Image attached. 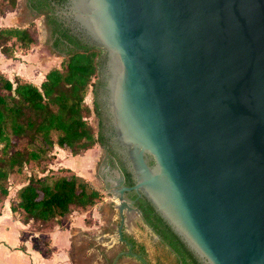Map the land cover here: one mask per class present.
<instances>
[{"label":"water","instance_id":"1","mask_svg":"<svg viewBox=\"0 0 264 264\" xmlns=\"http://www.w3.org/2000/svg\"><path fill=\"white\" fill-rule=\"evenodd\" d=\"M102 48L101 133L121 254L143 196L201 264H264V0H44Z\"/></svg>","mask_w":264,"mask_h":264},{"label":"trees","instance_id":"2","mask_svg":"<svg viewBox=\"0 0 264 264\" xmlns=\"http://www.w3.org/2000/svg\"><path fill=\"white\" fill-rule=\"evenodd\" d=\"M16 3L0 0V13ZM27 3L34 17H43L49 26L51 46L62 59L60 66L48 70L39 84L19 75L10 79L0 71V202L9 194L11 175L24 177L26 182L10 199V208L22 222L44 233L73 210H87L103 197L99 188L71 168H49L55 145L72 154L83 153L97 143L104 151L111 150L102 137L96 98L92 105L85 100L90 85L96 94L102 48L73 36L44 0ZM38 40L35 19L23 26H0V52L6 57H15L19 50L25 53ZM92 113L98 118L97 132L88 120ZM114 164L110 159L113 170ZM136 206L181 264H201L143 196L136 200ZM43 241L50 247L49 238Z\"/></svg>","mask_w":264,"mask_h":264},{"label":"crops","instance_id":"3","mask_svg":"<svg viewBox=\"0 0 264 264\" xmlns=\"http://www.w3.org/2000/svg\"><path fill=\"white\" fill-rule=\"evenodd\" d=\"M34 16V11L28 6L27 0H17L14 8L0 13V26H23L31 20L37 21L38 18ZM44 42L39 32L38 43L33 44L25 53L19 50L16 51L15 57H6L0 52V71L10 79L19 75L39 84L48 70L60 66L62 59V56L53 48L50 49L48 46L45 48ZM53 152L55 157L48 165L52 169L63 166L62 157L72 165L69 168L74 172H76L73 168L75 160L87 171V167L97 159L93 147L83 153L72 154L55 145ZM82 176L87 177L86 175ZM15 179V185L10 189L8 196L0 202V264H112L115 254L123 249L117 232L112 230L114 219L119 217L118 211L114 207L115 199L113 197H109V202L113 203L112 209L107 204L109 202H106L108 197L103 196L89 209L73 210L69 214V218H65L66 222L61 224V221L50 228L47 235L51 250L42 253L33 246L30 239L22 238L21 232L29 223L22 222L10 208V199L16 190L26 182L24 177L18 176ZM134 218L125 223L134 229L133 236L137 241L144 242L148 251L146 258L149 264H157L161 259V252L150 247V239L146 233L140 232L137 226L135 229ZM4 219L6 221L2 223ZM114 264L142 263L131 255L121 254Z\"/></svg>","mask_w":264,"mask_h":264},{"label":"rangeland","instance_id":"4","mask_svg":"<svg viewBox=\"0 0 264 264\" xmlns=\"http://www.w3.org/2000/svg\"><path fill=\"white\" fill-rule=\"evenodd\" d=\"M5 11H7V10H4V12ZM37 24H38V29H39L40 35H41L42 39H44V41H45L44 42V44H45L44 47L47 48L46 46H48L50 49H52V46H51V35H50L49 26L45 23L43 17H38ZM1 56L3 58H5L2 54H1ZM94 97H95V94L93 92V85H90L89 88H88L85 100L88 102L89 105H92ZM88 120L93 125L95 132H97L98 127H99L98 126V118H97V116L94 113H92L88 117ZM93 148H94V152L96 154L97 159L92 165L87 167V171H85V168L83 167V165H78L80 163L77 160H75V166L73 168L75 169V171L77 173L82 174V175H86L88 177V178L87 177L86 178L90 181V183L94 187L99 188L102 191L103 196L108 197L106 202H109L110 201L109 197H112V196L107 191V189L104 187V184H103V181L105 179V171H104V169L106 167L105 166L104 149L100 146L99 143L95 144L93 146ZM63 150H66V151L69 152L68 149H64L63 148ZM62 165L63 166H68V167H72V165L70 163H67V160H65L63 157H62ZM111 171L116 173V171H114V170H111ZM116 174H118V173H116ZM15 180H16L15 176L11 175V177L9 178V181H8L9 191L15 185L14 184ZM98 209H100V208L98 207ZM78 211H80V210H78ZM5 221H6V219H4L2 223H4ZM66 221H67V219L62 220L61 224H63ZM48 230L46 232L44 231V233H42V232L35 231L31 226L28 225L25 229H23L21 234H22V238L23 239H30L32 244H33V246L37 247L38 249H43L44 252L47 253V252H49L51 250V247H48L47 244L45 245L44 244L45 242L43 240L45 238H48V235H47Z\"/></svg>","mask_w":264,"mask_h":264},{"label":"flooded vegetation","instance_id":"5","mask_svg":"<svg viewBox=\"0 0 264 264\" xmlns=\"http://www.w3.org/2000/svg\"><path fill=\"white\" fill-rule=\"evenodd\" d=\"M105 153V166L109 165V160L113 159L115 161L114 164V171H116V173L123 175L124 177V185H125V175H124V171L121 168L119 162L117 161L116 157L114 156V154L110 151H104ZM113 170V169H112ZM104 187H106V185H109V182H107V184L103 181ZM127 195L131 198L135 199L134 205L136 206V200L140 197H137V194L134 191H127L126 192ZM110 208L112 209V202L107 203ZM137 207V206H136ZM134 222H135V229L136 226L138 227V230L140 232H144L146 233L147 237H149L150 242L149 245L152 248H155L156 250L161 252V259L157 262V264H181L179 261L178 256L176 255V253L172 250V248L169 246V244L160 236V234H158L153 227L145 220V218L142 215L141 212V216L135 217L134 218ZM120 223V218H116L114 219L113 222V227L112 230L117 232V228L118 225ZM133 231L134 229L131 228V226H128V224L123 223V227H122V233L123 236L128 240L133 242V249L137 252H141L145 258L148 255V251L146 249V246L144 244V242H139L137 241V239L133 236ZM121 244L123 245V249H127V244L123 241H121ZM121 251V250H120ZM118 253V252H117ZM116 253V254H117ZM115 254V256H116ZM114 256V257H115ZM147 259V258H146ZM148 261V260H147ZM149 264V261H148Z\"/></svg>","mask_w":264,"mask_h":264}]
</instances>
